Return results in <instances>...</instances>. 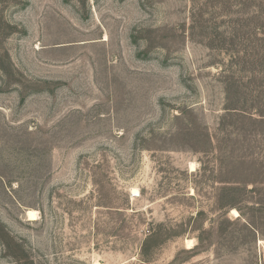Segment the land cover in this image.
Masks as SVG:
<instances>
[{
  "label": "rangeland",
  "instance_id": "rangeland-1",
  "mask_svg": "<svg viewBox=\"0 0 264 264\" xmlns=\"http://www.w3.org/2000/svg\"><path fill=\"white\" fill-rule=\"evenodd\" d=\"M260 109L264 0H0V264H264Z\"/></svg>",
  "mask_w": 264,
  "mask_h": 264
},
{
  "label": "bare ground",
  "instance_id": "bare-ground-1",
  "mask_svg": "<svg viewBox=\"0 0 264 264\" xmlns=\"http://www.w3.org/2000/svg\"><path fill=\"white\" fill-rule=\"evenodd\" d=\"M193 168V167H192ZM136 189L133 190V192H135ZM233 212L238 215V211L236 209H233ZM28 213H29V216L32 218V219H35L36 218V211L35 210H28ZM188 242V241H187ZM193 243V242H192ZM95 264H101L99 261L96 262Z\"/></svg>",
  "mask_w": 264,
  "mask_h": 264
},
{
  "label": "trees",
  "instance_id": "trees-1",
  "mask_svg": "<svg viewBox=\"0 0 264 264\" xmlns=\"http://www.w3.org/2000/svg\"><path fill=\"white\" fill-rule=\"evenodd\" d=\"M227 107V109H237V108H233V107H231L232 105L231 104H229V105H226ZM241 110V109H240ZM259 112L262 114V115H264V110L263 109H260L259 110Z\"/></svg>",
  "mask_w": 264,
  "mask_h": 264
},
{
  "label": "water",
  "instance_id": "water-1",
  "mask_svg": "<svg viewBox=\"0 0 264 264\" xmlns=\"http://www.w3.org/2000/svg\"><path fill=\"white\" fill-rule=\"evenodd\" d=\"M263 258H264V250H263Z\"/></svg>",
  "mask_w": 264,
  "mask_h": 264
}]
</instances>
